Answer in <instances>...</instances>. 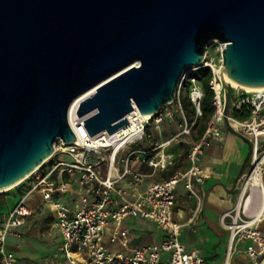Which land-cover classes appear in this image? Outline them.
I'll return each mask as SVG.
<instances>
[{
  "label": "water",
  "instance_id": "obj_1",
  "mask_svg": "<svg viewBox=\"0 0 264 264\" xmlns=\"http://www.w3.org/2000/svg\"><path fill=\"white\" fill-rule=\"evenodd\" d=\"M216 40L227 78L264 86V0H0V191L77 141L76 98L97 87L77 116L91 136L114 134L134 107L154 115L173 102ZM225 87L226 127L247 141Z\"/></svg>",
  "mask_w": 264,
  "mask_h": 264
},
{
  "label": "built area",
  "instance_id": "obj_2",
  "mask_svg": "<svg viewBox=\"0 0 264 264\" xmlns=\"http://www.w3.org/2000/svg\"><path fill=\"white\" fill-rule=\"evenodd\" d=\"M212 45L217 56H210L208 47L204 63L185 74L174 101L162 106L156 114L146 117L134 107L127 115V126L114 134L103 132L96 136H91L85 126L87 117L75 118L72 128L77 141L66 145L60 140L55 145L54 155L23 182L31 181V187L0 225V264H20L8 249V239L22 236V227L33 215L26 198L35 191H41L44 202L54 210L55 226L62 231V251L69 264H207L198 251L188 250L183 243L181 229L185 225L176 223L174 216L176 188L182 185L197 201L196 211L186 225H193L196 221L202 207L198 186L208 174L200 164L201 157L213 140L223 138L222 129L226 126L223 53L227 45L218 40ZM203 68L212 72L210 89L214 93L215 112L203 135L189 150V167L163 182L150 185L145 195L136 201L129 200L127 190L120 186V182L130 178L132 185L137 187L144 179L142 173L133 169V163L149 167L154 172L174 166L175 157L167 149L190 137L197 120L203 116L205 91L202 82L192 76L194 71ZM185 97L194 110L193 120L184 111ZM234 111L248 112L249 118L240 120L233 115ZM177 114L182 116L178 131L164 141L157 140L154 133H162V126L174 120ZM228 120L232 128L248 141L252 151L250 172L240 180V200L221 219L230 231L228 254L223 264H232L238 245H244L253 264H264V233L260 227L264 223V89L248 93L234 88ZM59 155H68L72 161H59L50 173L41 174L42 167ZM60 168L70 176L78 175L83 195L77 207L62 202L59 197L69 190L50 180ZM254 174L259 178L255 187L251 181ZM127 219L155 223L163 239L135 249L130 255L116 252L115 246L126 249L130 245L131 231L123 227ZM110 227H114L111 232Z\"/></svg>",
  "mask_w": 264,
  "mask_h": 264
},
{
  "label": "crops",
  "instance_id": "obj_3",
  "mask_svg": "<svg viewBox=\"0 0 264 264\" xmlns=\"http://www.w3.org/2000/svg\"><path fill=\"white\" fill-rule=\"evenodd\" d=\"M176 118L167 121L162 126V133H154L157 140L164 141L174 135L179 124ZM178 127L175 132L165 136L166 128ZM223 138L213 140L211 146L207 148L201 157L200 164L207 170L208 174L204 182L198 186L202 197V207L193 225H186L188 219L196 211L197 201L192 198L182 185L176 188L175 222L185 225L181 229V239L190 251H198L206 260L207 264H223L226 260L230 231L222 224V216L234 209L240 200V180L250 172L251 165L249 145L244 139L230 132L223 127ZM198 140L194 131L190 137H185L177 143H173L167 152L175 157V164L165 171L154 172L153 169L133 163L134 170L142 173L144 179L142 184L134 187L130 178L120 182V186L127 190L128 199L136 201L144 196L150 185L163 182L172 177L177 172H183L189 167L187 159L181 162L183 144H187V153L193 144ZM59 161H72L68 155H59L53 158L50 163L42 167L40 173L46 175L50 173ZM180 162L181 166H179ZM123 169V165H119ZM50 180L57 185H65L69 192L59 197L62 202L68 203L72 207L80 204L83 189L79 184L78 175L70 176L63 168L57 170ZM32 182L27 181L11 190L5 197H0V225L3 223L13 206L18 203L31 187ZM37 192V191H35ZM41 202L34 207L26 204L33 211V215L28 218L22 227L20 238L10 237L8 239V249L16 255V261L20 264H69L62 251V231L55 226V213L50 205L44 202L41 191ZM258 209L256 208L255 211ZM123 227L129 228L130 245L124 249L115 246L118 253L130 255L135 249L144 245L158 243L163 239L161 230L155 223L150 221L127 219ZM264 233V223L261 224ZM114 227L109 228L111 232ZM232 264H253L244 251V245L237 248L232 256Z\"/></svg>",
  "mask_w": 264,
  "mask_h": 264
},
{
  "label": "trees",
  "instance_id": "obj_4",
  "mask_svg": "<svg viewBox=\"0 0 264 264\" xmlns=\"http://www.w3.org/2000/svg\"><path fill=\"white\" fill-rule=\"evenodd\" d=\"M192 76L197 78L198 80H200L202 82V85H203V88L205 91V97H204V101H203V116L197 120V122L194 126V130H197V136L199 138L203 135V133L207 129L208 123H209L211 117L213 116V114L215 112V108L213 107L214 93L210 89V80L212 78V72L209 68H203V69H199V70L194 71L192 73ZM187 104L191 105L189 99L187 97H185L183 107H184V111H185L187 117L189 118V116H188L189 110H188V108H186ZM191 108H192V106H191ZM191 113L194 114L193 108L191 110ZM233 115L240 120H245V119L249 118V113L245 112V111H234Z\"/></svg>",
  "mask_w": 264,
  "mask_h": 264
},
{
  "label": "bare ground",
  "instance_id": "obj_5",
  "mask_svg": "<svg viewBox=\"0 0 264 264\" xmlns=\"http://www.w3.org/2000/svg\"><path fill=\"white\" fill-rule=\"evenodd\" d=\"M226 81L230 82L231 85L233 86V88L236 89H243L246 92L250 93V92H255V91H260L264 89V86L262 87H247V86H243L240 85L232 80H230L229 78L226 77ZM97 87L92 88L91 90L87 91L86 93L82 94L81 96H79L78 98H76L73 103L70 106L69 109V123L72 127H74V120L77 117V112H78V108L81 104V102L83 100H85L86 98L90 97L91 95H93L96 91H97ZM144 115V114H143ZM146 117H150V115H144ZM27 179V178H26ZM25 179V180H26ZM25 180H23L22 182H20L19 184L23 183ZM252 181V185L255 187L258 183H259V178L256 174H254L251 178ZM19 184H16L12 187H9L7 189L1 190L0 193H7L10 192L11 190L15 189V187H17Z\"/></svg>",
  "mask_w": 264,
  "mask_h": 264
},
{
  "label": "rangeland",
  "instance_id": "obj_6",
  "mask_svg": "<svg viewBox=\"0 0 264 264\" xmlns=\"http://www.w3.org/2000/svg\"><path fill=\"white\" fill-rule=\"evenodd\" d=\"M209 55L210 56H217V53H216L215 48H214L213 45L210 46V48H209ZM186 108H188V110H189V112H188L189 118L191 120H193L195 117H194V114L191 113V110H192L191 105L190 104H187V107ZM176 117H177L176 118V122H177V124H179L182 121V116H181V114H177ZM177 126L175 124V126H173V127L166 128L165 136L168 135V134H170V133H172V132H175L177 130V128H178ZM194 134L197 135V130H194ZM186 146H187V144H183L184 151H182V155H181V158H180L181 159V162H183V161H185L187 159L188 153H187V147ZM181 162H180L179 166H181V164H182ZM248 164H250V162ZM10 193H11V191L10 192H7V193H0V197H5V196L9 195ZM40 202H41V195H40V192L37 191V192H33L31 194V196H29L28 201H27V204L30 207H34L37 204H39ZM238 247H240V245H238L237 248Z\"/></svg>",
  "mask_w": 264,
  "mask_h": 264
}]
</instances>
